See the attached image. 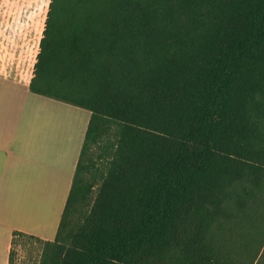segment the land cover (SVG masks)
<instances>
[{"label":"trees","instance_id":"16d2710c","mask_svg":"<svg viewBox=\"0 0 264 264\" xmlns=\"http://www.w3.org/2000/svg\"><path fill=\"white\" fill-rule=\"evenodd\" d=\"M28 87L90 112L37 264H264V0H49Z\"/></svg>","mask_w":264,"mask_h":264},{"label":"crops","instance_id":"0c3cea01","mask_svg":"<svg viewBox=\"0 0 264 264\" xmlns=\"http://www.w3.org/2000/svg\"><path fill=\"white\" fill-rule=\"evenodd\" d=\"M35 55L23 71L0 67V264L14 232L54 240L90 118L30 92Z\"/></svg>","mask_w":264,"mask_h":264},{"label":"rangeland","instance_id":"374dc122","mask_svg":"<svg viewBox=\"0 0 264 264\" xmlns=\"http://www.w3.org/2000/svg\"><path fill=\"white\" fill-rule=\"evenodd\" d=\"M48 1L0 0V67L11 66L20 72L29 66L38 46ZM40 248L32 239H17L12 247L11 264H37Z\"/></svg>","mask_w":264,"mask_h":264}]
</instances>
